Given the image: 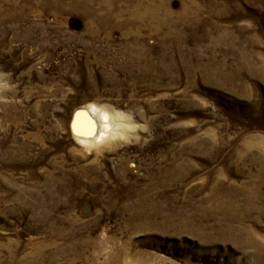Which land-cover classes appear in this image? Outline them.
Masks as SVG:
<instances>
[{
    "label": "rangeland",
    "instance_id": "rangeland-1",
    "mask_svg": "<svg viewBox=\"0 0 264 264\" xmlns=\"http://www.w3.org/2000/svg\"><path fill=\"white\" fill-rule=\"evenodd\" d=\"M263 211L264 0H0V264H264Z\"/></svg>",
    "mask_w": 264,
    "mask_h": 264
},
{
    "label": "bare ground",
    "instance_id": "bare-ground-1",
    "mask_svg": "<svg viewBox=\"0 0 264 264\" xmlns=\"http://www.w3.org/2000/svg\"><path fill=\"white\" fill-rule=\"evenodd\" d=\"M152 7H153V5H152ZM148 11H149V9H148ZM136 12H137V10H136ZM134 15H136V14H134ZM151 15H152V12H151ZM154 15H156V14H154ZM145 19L147 20L148 17ZM119 123L120 122H118V119L115 118L114 116L108 114L105 111L99 110L95 106H90L87 109H82L81 111H79L75 115L74 122H73V132L75 133L77 140L81 141L82 143L94 144V143L103 142L104 140H106L110 137L112 138V136H114L115 130H118L121 128V127L119 128V125H120ZM121 125H123V124H121ZM261 181H262V179H261ZM253 184H255V183H253ZM251 186H252V184H251ZM249 192L252 194L248 195L247 199L245 200V202L247 204L245 209L246 210L247 209L248 210H250V209L254 210L255 209L258 211L259 207L256 204L253 205L254 204V198L259 196L258 189H255L254 192H252V191H249ZM259 210H260V208H259ZM245 214H247V213L245 212ZM248 227L249 226H247V231L250 232V229Z\"/></svg>",
    "mask_w": 264,
    "mask_h": 264
}]
</instances>
